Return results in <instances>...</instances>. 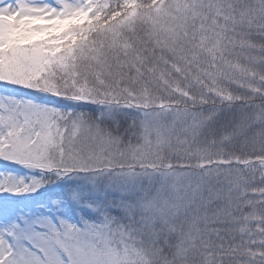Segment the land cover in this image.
<instances>
[{"label":"snow or ice","instance_id":"1","mask_svg":"<svg viewBox=\"0 0 264 264\" xmlns=\"http://www.w3.org/2000/svg\"><path fill=\"white\" fill-rule=\"evenodd\" d=\"M0 264H264V0H0Z\"/></svg>","mask_w":264,"mask_h":264}]
</instances>
